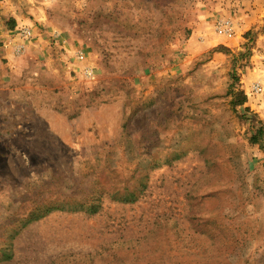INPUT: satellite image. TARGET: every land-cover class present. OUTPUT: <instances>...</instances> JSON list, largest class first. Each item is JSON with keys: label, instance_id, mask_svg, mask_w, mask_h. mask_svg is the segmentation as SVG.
Here are the masks:
<instances>
[{"label": "rangeland", "instance_id": "obj_1", "mask_svg": "<svg viewBox=\"0 0 264 264\" xmlns=\"http://www.w3.org/2000/svg\"><path fill=\"white\" fill-rule=\"evenodd\" d=\"M254 82L264 0H0V264H264Z\"/></svg>", "mask_w": 264, "mask_h": 264}, {"label": "built area", "instance_id": "obj_2", "mask_svg": "<svg viewBox=\"0 0 264 264\" xmlns=\"http://www.w3.org/2000/svg\"><path fill=\"white\" fill-rule=\"evenodd\" d=\"M233 28H234L233 21L229 17H224V18L217 20L215 25H214L215 32L217 34H220V35H230L233 31ZM20 35L24 39H28L31 36V33H30L29 29H22L20 32ZM76 57L78 59H83L84 58L83 52L77 51ZM85 74L89 75L90 71L85 70ZM263 90H264V86L260 82H254L250 86V92L253 94L262 93Z\"/></svg>", "mask_w": 264, "mask_h": 264}, {"label": "trees", "instance_id": "obj_3", "mask_svg": "<svg viewBox=\"0 0 264 264\" xmlns=\"http://www.w3.org/2000/svg\"><path fill=\"white\" fill-rule=\"evenodd\" d=\"M244 102H245V96L242 93H240V99H237L235 101V104L236 105H242V104H244ZM262 131H263V129L261 127L259 129H257L256 132L253 135H251L250 140H251L252 143L259 142V138L262 135ZM94 206H95L94 203H89L88 208L90 209V211H94V210H92Z\"/></svg>", "mask_w": 264, "mask_h": 264}]
</instances>
